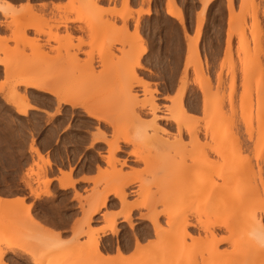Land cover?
Here are the masks:
<instances>
[{"label":"rangeland","instance_id":"1","mask_svg":"<svg viewBox=\"0 0 264 264\" xmlns=\"http://www.w3.org/2000/svg\"><path fill=\"white\" fill-rule=\"evenodd\" d=\"M206 1L103 0L95 8L98 0H13L22 3L16 10L23 8L16 28L8 26L12 15L0 13V194L11 202L0 204V250L14 248L3 258L6 264H31L29 250L48 255L50 264H239L238 254L258 253L264 241V0H213L205 6ZM52 3L62 7H40ZM24 4L33 5L35 14ZM79 18L85 21L73 22ZM162 55L166 74L157 70ZM138 61L133 79L143 93L139 104L146 105L139 111L126 90ZM27 82L58 94L18 85ZM23 96L34 106L26 115L17 112ZM151 104L165 119L158 128L168 133L153 130ZM117 146L122 150L116 153ZM133 151L138 159L130 156ZM236 163L243 168L227 181ZM69 174L75 187L63 189L59 179ZM130 180L139 184L132 192L135 203L109 196L105 222L116 216V236L126 237L131 227L118 219L123 207L135 235L146 232L147 243L129 251L117 242L112 251L105 241L116 237L98 231L103 217L96 215L90 227L86 221L111 188ZM181 191L188 194L184 217L195 227L175 231L161 218L157 233L148 218L164 209L165 197ZM85 208L87 219L79 220L73 243L59 247L56 241L57 248L43 251L55 242L52 232L68 239L66 229L44 224L53 215L61 223L75 220ZM253 219L263 223L258 240L251 235Z\"/></svg>","mask_w":264,"mask_h":264},{"label":"bare ground","instance_id":"2","mask_svg":"<svg viewBox=\"0 0 264 264\" xmlns=\"http://www.w3.org/2000/svg\"><path fill=\"white\" fill-rule=\"evenodd\" d=\"M13 0H0V13L4 14V15H12V20L10 22H8V26H11V27H17V25L19 24L20 22V16L21 14H23V11L20 10H16V8L14 7V4L11 2ZM213 0H207L206 3H205V6H207L209 3H211ZM10 5V7H9ZM169 7V6H168ZM35 9V8H34ZM33 7H28L27 11L28 13L34 15L35 14V11H34ZM58 9V8H57ZM178 12V11H177ZM169 14L170 15H175V12L173 10L169 11ZM177 17L182 21V15L180 13H176ZM175 15V16H176ZM88 19H86L87 21ZM85 19L83 18H79L73 22H84ZM31 28V27H30ZM28 28V29H30ZM33 28V27H32ZM26 29L22 34L25 35L26 31L28 30ZM17 34V33H16ZM2 64V63H0ZM136 66L138 67H134V70L136 72V77L135 79L138 78V72H137V69L138 68H141V63L138 61ZM18 85L20 86H25V87H34L36 90L40 91V92H46V93H50L52 95H57L58 93H56L54 90L50 89V88H47L46 86H42V85H38V84H34L32 82H27V83H19ZM146 87V86H145ZM24 97V96H23ZM24 99V100H23ZM22 100L24 101V103L18 105V110L17 112L20 114V115H26L28 113L29 110H33L34 109V106L31 105L27 98H23ZM20 101V100H19ZM68 100H63L64 103H67ZM140 108H146V105H142ZM149 112H151L155 117H154V121H153V125H152V128L153 130L156 132V133H159V131H161L162 133L166 134L168 133L167 130L165 129H159L158 128V124L157 122L160 121V120H165L164 118L162 117H159L157 116V112H159V107L154 105V104H151L149 107H147ZM181 111L182 113L185 115L186 114V110H184L183 107H181ZM88 112V116L91 117V118H97L99 119V115L95 112H91V111H87ZM133 112H134V117L135 119L137 120H140L139 119V116L136 114L137 112H135V109L133 108ZM151 126V125H150ZM150 126H147V127H150ZM145 129V127H144ZM144 132V131H143ZM155 133V134H156ZM156 138V137H154ZM159 138V137H158ZM150 139V138H149ZM166 142V141H165ZM165 142H163L165 144ZM125 143L127 144H131V141H127L125 140ZM157 144V143H156ZM167 145V144H166ZM159 146V145H158ZM161 148V147H160ZM122 149L120 146H117L114 151L117 153V152H120ZM37 152V151H36ZM39 154V153H38ZM130 156L138 159L140 157V155H138V153H135L134 151L131 152ZM237 160H242L243 157L242 155H238L237 158H235ZM236 161V160H235ZM234 161V163H235ZM233 162V161H232ZM228 164V163H226ZM233 164V163H232ZM237 164V165H236ZM235 164V167H233V169L231 170V172L229 173V175L225 178L227 181L231 178H234L238 176V174L240 173V171L242 170L243 166H241V164H238L236 163ZM225 166V165H224ZM188 170V169H186ZM185 174L188 173V172H184ZM39 174V173H38ZM63 174V173H62ZM65 176V177H64ZM64 179L62 178L61 180V184H62V187L63 188H67V187H74V184H75V181L72 180L70 174L69 175H64ZM39 177V176H38ZM49 181H45L44 184L45 186H48L49 185ZM228 183V182H227ZM126 186H129V183L126 185ZM124 186L123 188H111L107 194L103 197V199L100 201L99 204H97L96 206H93L94 208L91 210L90 214H89V217H88V220L86 221V225L87 227H90L89 224H91L92 220H94V217L96 215L99 214V211H100V207L101 205H103L104 207H107L108 205V200H109V196H114V198L118 199L123 205H126L128 204L127 203V200L123 199L122 197L120 196H117V195H113V193H117V192H124L125 191V187ZM36 198L38 199L39 195H37L36 193ZM41 196V195H40ZM187 197H188V194H186L185 192L181 191V192H177L176 196H170V194L165 197L166 199L164 200V209H162L160 212L156 213V214H152L151 217L148 218L149 222L153 225V227L155 228V231H157L158 233V230H159V227H160V220H162L161 218H166L168 220V225L169 227L173 228L175 231L176 230H181V226H182V231H184L185 233L188 232V230L190 228H193L195 227L193 223H191L188 219H186L184 217V214L187 212V210L189 209V205H187L185 203V201L187 200ZM18 203V202H17ZM0 204H4L5 206L7 205L10 206L11 205V202L8 201V200H5V201H2L0 199ZM30 215V214H29ZM31 217V216H30ZM29 217V218H30ZM116 217V216H115ZM114 217V219L112 218L111 220V223L108 224L109 225V232H111V228L114 226L115 229H116V233H117V222H116V218ZM184 217V218H183ZM32 218V217H31ZM33 219V218H32ZM129 220H131L132 222V217H131V214L130 212L128 213V219H125L123 220V222L127 223L130 227L131 225L129 224ZM251 226H252V236H253V239L254 240H258L261 238V234L263 235V228H262V222L261 221H255V219L251 220ZM133 223V222H132ZM36 225V224H35ZM37 226V225H36ZM38 228V227H37ZM161 228V227H160ZM161 230V229H160ZM263 230V231H262ZM143 232V231H142ZM262 232V233H261ZM112 233V232H111ZM146 233V232H145ZM143 234V236H147V234ZM161 233V232H160ZM82 234H84L83 232L81 233V236ZM149 235V234H148ZM141 236V235H140ZM160 236V234L158 235V237ZM138 237V235H137ZM148 237V236H147ZM51 238V237H50ZM99 238L95 240V247H96V250L100 251V246H99ZM161 238V237H160ZM161 240V239H160ZM142 241V240H141ZM252 242H255V241H252ZM1 244V242H0ZM44 244H42L43 246ZM47 245V244H46ZM154 245V244H153ZM158 245V244H157ZM45 246V245H44ZM43 246V247H44ZM159 246V245H158ZM55 247L57 248V242H51L49 243L47 246H46V249L43 251H48L51 250V249H55ZM11 249H14L13 247H7V248H4V249H1L0 250V264H6L4 262V257L6 256V254H8V251ZM158 249V247H157ZM28 250V249H27ZM151 250V249H150ZM118 253H121V248H118L117 249ZM102 251H100L101 253ZM27 255L30 256L31 260L33 259V254H38V253H35L33 250H29L27 251L26 253ZM42 254V253H41ZM241 254V253H240ZM240 254H238L239 256H237L238 258H241V259H238L240 260L242 263H239V264H258V261L261 259V257L258 255V253L256 254H253V253H244L245 255H241L240 257ZM40 255V254H38ZM236 257V258H237ZM39 258L42 260V261H48V258L49 256L48 255H40Z\"/></svg>","mask_w":264,"mask_h":264},{"label":"snow or ice","instance_id":"3","mask_svg":"<svg viewBox=\"0 0 264 264\" xmlns=\"http://www.w3.org/2000/svg\"><path fill=\"white\" fill-rule=\"evenodd\" d=\"M102 3H103V0H98V2L95 5H92V7L100 8ZM32 6L33 5H31V4H24L23 5L24 8L32 7ZM49 6H51L53 9H57V8L62 7V5L59 3H52L51 5H49V4L40 5L41 8H47ZM9 7H10V5H9ZM21 10H23V8ZM250 23H252L253 27H254V18L252 21H250ZM61 27L67 33V31H68L67 26L62 25ZM51 39L54 40L57 44H59V42H60L59 37H52ZM75 39H76L75 37H72L73 41H75ZM252 39H254V36L250 38V44H251ZM86 40H87L86 35L81 36L80 37L81 45H84ZM70 52H71V49L69 50V53ZM80 55L81 56L84 55L83 50H81ZM262 59H264V58H262ZM0 63H3V61H0ZM159 65L160 66L157 70L160 71L162 74H166L169 70V65H168V62L165 59L164 55H162L161 60L159 61ZM134 67H138V66H134ZM100 70L103 71V68L101 67ZM130 72H131V76L126 83L128 100H129V103L132 106H134L137 111H139L140 107H141L139 104V100L143 96V93H141L140 88L135 86V81L133 78L136 77V72L131 71V70H130ZM212 80H213V83L215 85V82H216L215 75L212 76ZM232 88H233L235 96L238 98L239 97L238 85L235 82H232ZM135 93H141V94L138 97L135 95ZM178 97H179V94H177V96L175 98H170V100L173 103L178 102ZM68 103H71V102L69 101ZM223 104H224L225 109H228L229 105H228L227 93L225 94ZM140 115L144 116V113L141 112ZM148 119H151V116H149ZM90 123L93 125V130H95V127H96L95 121H92ZM100 127L102 128L103 125H101ZM103 134L104 133H102V132L98 133V135H103ZM176 134L178 136L181 135L180 132H177ZM108 138H112L111 129L108 130ZM185 138H187V137H185ZM93 142H94V138H93ZM87 146L92 147V143H88ZM146 165H147V162L145 161L141 165H138L137 167H138V169H143L144 167H146ZM125 171L129 172V173H133L134 170L132 168H126ZM134 188H139V184L135 180H130L129 186L125 187L124 192L113 193V195L120 196L127 201H132L133 203H135L136 196L132 194ZM262 195H264V189H262ZM136 206L140 207L141 210H143V211H147L148 207H149L148 205H136ZM192 207H193V210L196 209L195 202L193 203ZM107 212H108L107 207H104L103 205H101L99 214L97 216V219H100L101 217H103V220L101 221L102 226H98V231L100 232L101 235H105L109 232V225H108V223L105 222L109 219V217L106 215ZM261 217H262V221H264V210L261 211ZM83 219H87V209L86 208L82 212L77 214V218L75 220H69L67 223H61L59 218H57L55 215H53L52 219L49 221L50 227L53 229H55V228H60L61 230L66 229V235H67V237H70L71 239L61 240L60 236L58 234H56L55 232H52L50 234L52 239L54 241L58 242L59 247H69L73 243V241L75 240L74 232L76 231L77 227L79 226V220H83ZM118 219H120V220L128 219V213L126 212V210L123 207H121L118 211ZM129 224L131 225V230L127 233L126 237L124 236V234H120L119 236H116V229L113 226L111 228V232H112V235L115 236L116 238L111 239V244H109V241H105V247H110L112 251H115V246H116L117 242H119L121 245L126 244L127 250L131 251V249L133 247H139L141 240H143V241H145V243H147V237H145V236L137 237L135 235V232H136L135 224H133L131 222V220H129ZM181 230H182V226H181ZM193 239H195V238H193ZM258 255L261 257V259L258 261V264H264V241H262L260 244V247L258 249ZM31 264H50V262L42 261L39 258L38 254H33V259L31 260Z\"/></svg>","mask_w":264,"mask_h":264},{"label":"crops","instance_id":"4","mask_svg":"<svg viewBox=\"0 0 264 264\" xmlns=\"http://www.w3.org/2000/svg\"><path fill=\"white\" fill-rule=\"evenodd\" d=\"M13 4H14V7L16 8V7H20L21 5H22V3H18V4H15L14 2H13ZM139 8V7H138ZM61 180L62 179H59V183H60V186H61V188H63L62 187V182H61ZM75 184H76V182H75ZM75 184H74V187H75ZM74 187H67V188H63V189H68V188H74ZM0 199L2 200V201H5V200H8L9 198H7V197H5V195H1L0 194ZM9 201V200H8ZM110 202V201H109ZM109 206V205H108ZM42 220V219H41ZM69 219H66L65 217H63L62 216V221L63 222H67ZM43 221V220H42ZM43 222H46V221H43ZM44 226L46 227V228H49V229H52L51 227H50V224L49 223H45L44 224ZM70 237H68V239H69Z\"/></svg>","mask_w":264,"mask_h":264}]
</instances>
